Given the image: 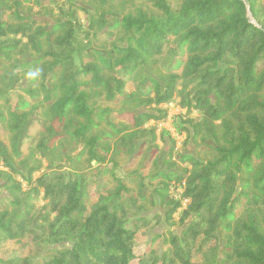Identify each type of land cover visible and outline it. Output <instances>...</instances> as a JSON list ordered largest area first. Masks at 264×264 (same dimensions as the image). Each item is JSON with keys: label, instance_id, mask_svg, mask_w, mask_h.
I'll return each instance as SVG.
<instances>
[{"label": "trees", "instance_id": "1", "mask_svg": "<svg viewBox=\"0 0 264 264\" xmlns=\"http://www.w3.org/2000/svg\"><path fill=\"white\" fill-rule=\"evenodd\" d=\"M246 1L181 0L173 9L167 0H153L154 13L139 9L116 18L112 28L122 30L124 41L89 56L79 67L70 60L69 33L59 38L54 30L13 26L0 19V37L20 34L33 45L44 40L47 49L43 56L50 59L41 65L50 78L32 94L46 118L29 129L28 142L37 134L51 143L68 136L80 141L89 158L97 162L110 149L100 140L111 134H92L103 118L96 112L95 100L118 103L132 97L126 91V79L156 61L166 46L173 45L180 56L173 66L182 69V77L198 80L201 89L207 90L193 94L186 107L202 115L206 134L213 138L212 145L207 146L211 157L205 161L177 157L191 165L181 199L186 201L184 213L193 215V220L183 230V239L197 243L200 250L202 246L216 248L219 239L213 233L222 235V257L213 264H264V99L249 98L264 86V0ZM249 13L253 22H249ZM2 48L6 55L13 51L10 44ZM8 76L0 68V83ZM177 77L168 75L163 90L151 81L156 106L171 102ZM28 109V100L7 101L0 106V123L10 122L14 145L11 150L7 148V132L1 128L0 163L11 165L12 153L17 154L19 137L28 123ZM130 121L124 129L115 130V136L128 131V126L133 131L121 139L136 134L145 122L164 127L171 134L161 125L164 120L160 115L142 113L139 118L130 117ZM190 123L198 132L200 126L193 120ZM43 145L38 143L37 148ZM37 182L59 217L60 231L68 236L69 244L36 264H132L139 258L135 247L138 229L124 227V205L132 199V187H142L141 182L116 179L114 193L94 202L89 199L83 173L69 175L67 180L54 176ZM164 186L166 189L168 182ZM12 189L21 190L19 186ZM9 205L17 210L12 212L4 206L0 212V242L19 243L27 238L34 209L29 201L17 197ZM179 206L176 202L175 210ZM176 255L175 264H205L191 260L181 249ZM0 264L29 261L27 257H0Z\"/></svg>", "mask_w": 264, "mask_h": 264}, {"label": "rangeland", "instance_id": "2", "mask_svg": "<svg viewBox=\"0 0 264 264\" xmlns=\"http://www.w3.org/2000/svg\"><path fill=\"white\" fill-rule=\"evenodd\" d=\"M167 1L173 9L181 2ZM139 9L154 13L153 0H0V19L13 26L32 25L48 32L54 30L59 38L69 33L70 60L75 67H79L87 62L89 56L104 53L111 44H121L124 34L122 30H113V22ZM57 26H60L59 29H56ZM39 42L33 45L20 34L0 37V68L9 75L0 83V106L7 101L28 100L31 108L28 109L27 127L19 137L18 152L15 155L12 153L11 165L0 163V212L4 206L15 212L17 209L9 205L15 197L19 201H29L34 209L27 238L19 243L0 242V257H27L29 264H36L69 244L68 236L60 231V219L51 210L50 202L44 198L37 180H50L54 176L67 180L69 175L83 173L87 177L91 202L114 193L116 179L143 184L140 188L132 187V199L124 205V227L138 229L135 247L139 258L132 264H175L178 249L187 252L191 260L205 264L220 260L224 239L217 231L213 233L219 239L216 248L202 246L199 250L197 243H187L183 239V230L193 220V215L184 213L186 201L181 199L191 165L177 156L205 161L211 157L207 146L212 145L213 138L206 134L202 115L186 107L193 94L207 93V90L201 89L198 80L182 77V69L173 66L180 58L173 45L166 46L156 61L140 67L126 79V91L131 92L132 97L118 103L95 100L96 112H101L103 118L92 134H111V137L100 140L101 145L108 143L110 149L103 152L101 156L104 159L97 162L89 158L80 141L68 136L51 143L37 134L28 142L29 129L46 118L44 109L39 102H35L36 97H32L50 78L46 68L41 66L50 60L43 56L47 46L44 40ZM3 44L12 46L13 51L9 55L5 54ZM170 74L178 76L174 96L164 107L156 106L152 83L157 82L163 90L165 78ZM257 96L264 99V86L249 98ZM163 112L166 114L162 119ZM142 113L160 115L161 121L164 120L161 125L169 128L172 135L164 127L145 122L136 134L121 139V136L133 131L128 126V131L115 136V130L124 129L127 122H131L130 117L139 118ZM190 120L200 126L198 132L194 131ZM9 124V121L0 123V129L7 132L5 142L11 150L14 145ZM41 142L44 145L37 148ZM115 150L117 153L112 156ZM168 177L171 181L167 180ZM167 182L165 189L164 183ZM17 186L20 191L11 190ZM176 202H180L177 210Z\"/></svg>", "mask_w": 264, "mask_h": 264}, {"label": "water", "instance_id": "3", "mask_svg": "<svg viewBox=\"0 0 264 264\" xmlns=\"http://www.w3.org/2000/svg\"><path fill=\"white\" fill-rule=\"evenodd\" d=\"M243 1H244L245 4H247V1H246V0H243ZM248 18H249V22H253V20L251 19V15H250V13H249V15H248Z\"/></svg>", "mask_w": 264, "mask_h": 264}]
</instances>
